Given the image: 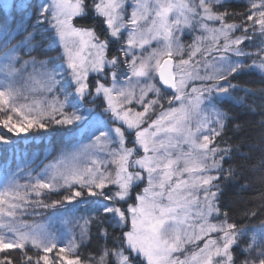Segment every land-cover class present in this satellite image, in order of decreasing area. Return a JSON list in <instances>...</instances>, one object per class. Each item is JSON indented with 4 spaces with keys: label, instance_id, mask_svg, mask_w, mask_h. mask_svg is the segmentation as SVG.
<instances>
[{
    "label": "snow or ice",
    "instance_id": "obj_1",
    "mask_svg": "<svg viewBox=\"0 0 264 264\" xmlns=\"http://www.w3.org/2000/svg\"><path fill=\"white\" fill-rule=\"evenodd\" d=\"M227 3L228 0H199L198 5L183 0L179 4L173 0H135L128 18L124 14L125 0H92L91 5L88 0H41L31 14L28 0H0V72L5 76L0 82V127L17 137L13 140L12 136L0 135V146L11 149L14 157V146L19 144L21 134L32 129L55 127L90 137L89 145L73 153L77 161L73 166L60 169L58 165H47L35 176L28 171L25 183L20 182L24 167L18 163L13 169L5 157L0 180V264H16L8 255L10 250L22 252L20 264H84L76 253L80 242L89 238L91 224L98 222L101 236L107 239L108 231L103 227L106 220L122 229L129 219L131 230L123 231L117 237L119 243L112 248L105 245L89 264H187L173 258V253L192 242V237L185 240L180 228L185 223L181 211L191 202L197 204L198 215L204 221L198 233H193L194 240L205 241L192 256L195 264H264V224L251 229V235L242 241L249 229L229 222L228 213H221L220 197L228 182L237 180V169L232 165L224 167L233 147L227 143L222 147L218 142L233 121L221 107L225 102H234L233 92L238 85L231 78L244 71H255L264 77V0H248V10L242 13L229 11ZM175 9H180V14L173 19ZM233 16H239L240 23H229ZM74 18L102 23L106 38L101 39L94 26L77 27ZM149 20L152 39L162 37L164 46L145 56V45L150 41L138 29ZM209 22L219 23V27H211ZM197 25L202 33L211 34L212 47L203 46L204 35L195 36L190 45L181 44L183 27L195 30ZM122 30L128 31L127 39L119 54L108 59L105 53L109 37L119 40ZM241 30L240 36H234ZM177 32L181 35L177 36ZM257 34L262 39L256 51H245L244 42ZM16 36L23 38L13 44ZM185 47L187 59L183 58ZM57 49L62 50L57 56L48 55ZM85 49L87 56L83 55ZM213 51L219 55L208 63ZM176 56L180 59L176 60ZM249 57H253L251 64L244 62ZM201 65L204 75L199 72ZM125 68L130 74L127 82L121 83L119 75ZM89 72L97 76L94 91L88 83ZM133 79L142 85L139 96L129 87ZM20 80L25 85L39 83L51 99L43 104L18 102L21 97L27 100L24 90L17 87ZM196 80L200 85L192 86ZM149 94L155 98L147 99ZM101 96L106 103L104 116L112 127L84 106L94 104ZM164 99L169 105L166 110ZM133 103L143 111H133L129 107ZM157 105L161 111L149 123V114H155ZM240 127L238 122L233 123L234 130ZM133 133L135 139L129 147L128 136ZM177 145L181 146L179 155L169 150ZM90 147L107 148L111 159L89 156ZM140 149L143 156H138ZM83 157L87 159L81 163ZM109 164L115 165L114 176ZM145 173L148 186L135 195V202L125 210L122 205L132 199ZM109 185H114L115 190L106 192ZM62 189L66 190L62 199L51 203L43 199ZM85 191L89 197H101L107 203H99L92 215L75 221L79 239L73 230L72 239L63 244L45 225L20 219L33 206L55 208L79 203ZM221 215L222 221L211 222ZM246 215L255 216V212ZM212 233H217V238H210ZM29 244L38 253L35 258L27 255Z\"/></svg>",
    "mask_w": 264,
    "mask_h": 264
},
{
    "label": "trees",
    "instance_id": "obj_2",
    "mask_svg": "<svg viewBox=\"0 0 264 264\" xmlns=\"http://www.w3.org/2000/svg\"><path fill=\"white\" fill-rule=\"evenodd\" d=\"M32 8L28 10V14L35 11L41 3V0H28ZM229 11L242 13L248 10V0H228L225 5ZM223 10V9H220ZM15 14V13H14ZM77 26H94L97 34L101 38H106V32L102 23L89 19L87 21L74 18ZM231 23H240L239 16L229 18ZM238 34H242L241 31ZM235 32V33H237ZM234 33V34H235ZM252 36V32H249ZM261 37L257 34L253 39L244 42L242 47L245 51L255 52L260 45ZM119 43L109 39L107 55L111 50H115L119 54ZM60 49L48 53L50 56H57ZM253 57L245 58V63H250ZM231 82L238 85V88L233 92L234 102H225L221 107L229 112L233 121L227 125L225 133L219 138V143L223 147L225 143L233 147L231 159L227 160L224 167L232 165L237 169V180L228 182L223 195L220 197L221 213H228L229 222H235L240 226H245L249 229L248 234L242 238L246 241L251 235V229L259 228L264 224V77L255 71H244L239 75L231 78ZM248 89L249 91H244ZM254 108L255 110H251ZM238 122L240 129L234 130L233 123ZM0 135H9L6 129L0 127ZM80 136L79 131L68 132L65 129L49 128L32 129L27 134H21L19 144L15 145L16 155L13 157L11 149L5 146H0V164L5 168L3 160L8 158L9 166L14 167L16 162L30 161L32 164L42 163L48 158H52L63 145L64 142ZM13 140L17 137L12 136ZM38 166V165H37ZM245 186V187H242ZM78 187V186H77ZM110 185L105 189L108 190ZM66 194V190L62 189L59 192H54L43 197L46 203H51L53 200H60ZM79 203L57 205V207L43 208L31 207L36 216H45L52 212L66 211L71 206L81 207L85 204H95L98 207L99 203H103L101 197H89L85 191L84 196L78 198ZM255 212V216H248L246 213ZM219 220H223L221 215ZM101 225L98 222L91 224L89 229V238L80 242V247L76 254L87 251L88 256H98L105 245L112 248L119 243L117 237L122 235L126 230V226L113 227L106 220L103 227L107 228L108 238L105 239L100 234ZM37 251L28 245L27 255L35 256ZM2 255V254H0ZM8 255L20 264L22 252L20 250H10ZM111 260V258H110Z\"/></svg>",
    "mask_w": 264,
    "mask_h": 264
},
{
    "label": "rangeland",
    "instance_id": "obj_3",
    "mask_svg": "<svg viewBox=\"0 0 264 264\" xmlns=\"http://www.w3.org/2000/svg\"><path fill=\"white\" fill-rule=\"evenodd\" d=\"M43 2L50 3L51 0H43ZM134 2L135 0H125V7H124V14L126 17L130 18L131 12L134 7ZM149 3H154V0H148ZM174 3L179 4L181 0H173ZM185 3H195L198 5L199 0H183ZM89 5L92 4V0H88ZM180 14V9H175L174 14L172 15V18L175 19L176 16ZM154 16V13L152 14ZM102 20V18H101ZM125 24H127V19L124 21ZM229 22V21H228ZM211 27H219V23L213 24L212 22H209ZM231 23V22H229ZM151 25V20L147 22V24H144L142 22V28L138 29V31H142L144 33L145 38L149 39L150 44L145 45V51L144 55L147 56L149 53L152 52L153 49H161L164 46V41L162 37H157L156 39H152V36L154 33H149L148 32V27ZM77 26V25H76ZM103 27H106L102 24ZM77 27H91V26H77ZM130 29V25L128 26ZM183 27V26H182ZM239 32L235 33L234 36H240L238 34ZM177 36H180L181 34L179 32L176 33ZM197 35H204L206 37L205 41L203 42L204 47H212L213 42L211 40V34L210 33H202L199 30V26L197 25L196 29L193 30L188 27H183V35L181 37V44L184 46L190 45L194 39L195 36ZM107 36V32H106ZM128 36V31H123L122 30V35L119 40H116L114 38H110L111 40H115L119 43V49L124 45L126 39ZM23 37L22 36H16L15 39L12 41L13 44L17 43L19 40H21ZM101 38V37H100ZM103 39V38H101ZM71 43V41H70ZM78 44V41H77ZM60 51H62L60 49ZM93 51V55L95 54V51ZM137 53L140 52L139 47L136 49ZM23 55V53H21ZM84 56L88 55V50L85 49V52L83 53ZM106 57L108 59H111L113 56L117 55L115 50H111L110 54L107 55V51L105 53ZM219 53L217 52H212L211 55L207 58V62L211 63L212 62V57L213 56H218ZM25 59L27 57H24ZM183 58L187 59L188 58V50L185 47L183 51ZM176 60L180 59V56L175 57ZM198 59H201L202 61L205 59L204 57H198ZM235 59V57H233ZM252 62V61H251ZM248 63V64H251ZM0 63H3L2 60H0ZM19 66V65H17ZM200 75L205 74V69L203 65L200 66L199 68ZM124 74L119 75V80L121 83H126L127 82V77L130 73H128V70L125 68L123 70ZM97 76L95 73L89 72L88 76V83L91 89L95 88V83H96ZM5 80V76L2 72H0V82H3ZM158 81V80H157ZM108 83L110 85L111 83V78L109 77ZM200 81H192L191 84L192 86H199ZM142 85H137L135 79H133L132 84L129 86L130 89H134L135 93L137 96L140 95V87ZM17 87H20L24 90L25 95L27 96V100H25L23 97L20 98L18 102L20 103H34V104H43L45 101H48L51 99V95L42 91L41 90V85L39 83H28L25 85V82L23 80L18 81ZM155 95L154 94H149L147 99L151 100L154 99ZM89 100H92V97H89ZM164 104V109L166 110L169 105L167 103V99L163 100ZM87 108L93 109V115H96L98 117H101L107 124L108 127H112L111 123L108 122L107 117L104 116L103 109L106 107V103L103 100V97L101 96L100 98L96 99L95 103H86L84 105ZM172 106H177L176 104H173ZM129 107L133 108V111H143V108L136 103H133ZM160 107L159 105L156 106V112L155 114L150 113V120H155L157 119V116L160 113ZM195 117H193V124H195ZM144 127H147V124L144 125ZM135 139L134 133L130 136H128V146L131 147L133 141ZM90 144V137L87 133H80V136L77 138L70 139L66 142L63 143V145L60 147L58 152L52 157L48 158L46 161L42 163H36L32 164L30 161L26 160L23 162H16V165L19 163L24 167V172L20 174V182L25 183L27 181V172L31 171V174L35 176L38 172H40L42 169L45 168L47 165H58L60 169H64L66 166L71 167L75 163H77L76 160L73 159V153L79 149L82 145H89ZM173 144H176V141L173 140ZM172 152H175L176 154L181 153V146L177 145L174 148L169 149ZM184 150L186 151L187 148L184 146ZM108 149H98V148H88L87 152L89 156H92L94 154L95 158L103 161H109L111 157L108 155ZM144 152L142 149L139 150L138 156H143ZM138 158V157H133V159ZM83 159H87V157H83L82 160L80 161L81 163L83 162ZM12 167L13 169L16 167ZM38 165V166H37ZM109 171L113 173V176L115 175V165H108ZM3 174H4V167L0 164V180L3 179ZM145 179L143 182L139 183V185L133 190L132 193V199L128 200L127 203L123 204V208L126 210L128 204L134 203L135 202V195L137 193H143V189L147 187V174L145 173ZM115 190L114 185H110V188L106 190V192H111ZM167 195V193H165ZM200 199H203V193H200ZM103 203H107L104 201ZM97 205L95 204H83L81 207L78 206H71L70 209L66 211H57V212H52L48 215L45 216H36L34 215L35 213L32 211V208H28L24 214L20 217L23 221H26L29 224H40V225H45L49 231L54 232L57 234L59 239L62 241L63 244H66L68 240L72 239V231H75V235L77 239H79V229L76 227L75 221L81 217H88L89 215H92L93 212L96 210ZM199 207L195 202L188 203L181 211V218L185 219V223L183 225H180L181 228V234L185 237V240H188L190 237H192V242H186L184 245H182V250L178 251L176 253H173V258L181 261H187V264H195V262L192 260V256L194 254H197L199 252L200 248H203L205 241L202 240H194L193 233H198L199 231V224L204 223V221L201 220L200 216L198 215L199 213ZM185 213L187 214L185 217ZM62 220H69L70 223L65 225L62 223ZM221 220L216 219L215 217L212 218V223H219ZM82 222V221H81ZM131 230V219H129L127 225H126V230L124 231H129ZM218 234L217 233H212L210 234V238H217ZM29 246H31L29 244ZM59 249H56L55 251H58ZM87 251H83L80 254H76L80 257V259L84 262V264H89L91 259L94 256H88ZM49 255H54L49 254ZM100 255V254H99ZM95 256V257H99Z\"/></svg>",
    "mask_w": 264,
    "mask_h": 264
},
{
    "label": "water",
    "instance_id": "obj_4",
    "mask_svg": "<svg viewBox=\"0 0 264 264\" xmlns=\"http://www.w3.org/2000/svg\"><path fill=\"white\" fill-rule=\"evenodd\" d=\"M157 80H158V77H157Z\"/></svg>",
    "mask_w": 264,
    "mask_h": 264
}]
</instances>
